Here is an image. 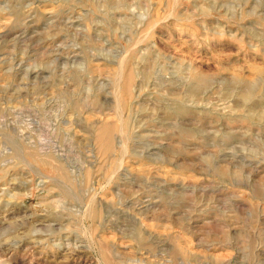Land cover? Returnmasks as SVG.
<instances>
[{
    "label": "rangeland",
    "instance_id": "obj_1",
    "mask_svg": "<svg viewBox=\"0 0 264 264\" xmlns=\"http://www.w3.org/2000/svg\"><path fill=\"white\" fill-rule=\"evenodd\" d=\"M0 264H264V0H0Z\"/></svg>",
    "mask_w": 264,
    "mask_h": 264
}]
</instances>
